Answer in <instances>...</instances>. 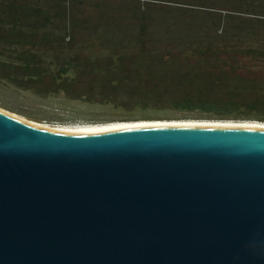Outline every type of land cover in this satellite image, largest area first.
I'll return each instance as SVG.
<instances>
[{
    "label": "water",
    "instance_id": "obj_1",
    "mask_svg": "<svg viewBox=\"0 0 264 264\" xmlns=\"http://www.w3.org/2000/svg\"><path fill=\"white\" fill-rule=\"evenodd\" d=\"M58 129L0 107V264H264V127Z\"/></svg>",
    "mask_w": 264,
    "mask_h": 264
},
{
    "label": "rangeland",
    "instance_id": "obj_2",
    "mask_svg": "<svg viewBox=\"0 0 264 264\" xmlns=\"http://www.w3.org/2000/svg\"><path fill=\"white\" fill-rule=\"evenodd\" d=\"M17 1L19 6L13 1L11 8L23 7L27 13L29 0ZM182 2L187 1L82 0L75 11L79 16L95 19L103 15L100 9L111 17L103 26H96L102 23L98 19L95 26L83 20V29L75 27L77 36L86 26L93 29L78 44L76 59L64 60L63 47L56 43L55 65L48 52H41L48 55L42 63L34 57L20 59V48L11 39L29 41L28 51L39 43L54 46L48 40L32 45L35 32L0 25V40L9 37L12 43L0 44V60L11 54L7 60L13 61L10 66L0 62V107L52 127L141 120L264 122V50L200 46V38L206 42L215 33L213 17ZM204 2L248 19L254 14L247 12H264V0ZM51 9L54 17L67 16V10ZM136 12L142 16L133 21ZM113 16L129 18L118 19V29L110 24ZM60 23L57 19L55 24Z\"/></svg>",
    "mask_w": 264,
    "mask_h": 264
},
{
    "label": "trees",
    "instance_id": "obj_3",
    "mask_svg": "<svg viewBox=\"0 0 264 264\" xmlns=\"http://www.w3.org/2000/svg\"><path fill=\"white\" fill-rule=\"evenodd\" d=\"M12 1V2H11ZM15 1L19 6V3L17 0H0V25L8 26L12 29H15L17 27L21 28V30L24 33H31L35 32L36 35V41L32 40V45L35 43H38L39 41L45 39L48 40L49 43L53 44L54 46H50V44L47 45H41L40 43L36 46H32V49L28 51L27 43L29 41L25 40L23 41L22 38L18 37H12V43L13 46H18L20 50H18L19 55H21L20 59L25 60L26 58H36L40 59L39 61L42 63L43 59L46 58L45 53L41 52H48L49 56L51 57L50 61L52 65H55V61H57L55 57V53L53 50H59L55 44H59L63 47V54L64 60L68 59H76L77 56L76 53H80V48L78 44L83 43L85 40V36L93 35L92 28L86 26V31L81 32V35L77 36V31L75 29L76 26H80L81 29H83L82 21H88L93 26H95L96 20H100V22L96 26H103L105 21L108 20L111 15H109L110 11L105 10H98V12L103 13V15L97 16L95 19H90V16H79V12H75L76 8L80 6V3L82 0H29L27 2V6L30 4V9H27L28 12L22 11L23 7H20L19 10L17 8H11L10 4L14 3ZM39 1H42L43 4L41 5ZM187 2L181 4V6L186 5L193 9L200 10L203 13L211 15L213 18L211 19V24L213 27H215V33L213 36L205 41L201 40L200 38V46L202 45H211L215 48H220L222 50L228 48V49H250L254 47H257L256 49L264 50V12L262 13H256V12H247L249 17H254L253 19H248L243 17L245 14L241 12L235 11L236 16H232L233 13L232 10L225 9V8H219L214 6L212 3L207 4L204 1L205 0H186ZM213 1V0H210ZM41 6L43 9H40ZM60 9L61 11H68L66 13L67 16H62L63 13H60L54 17L52 13V9ZM45 10L48 12L49 15H45L43 12ZM191 10V11H196ZM31 12L32 14H30ZM65 13V12H64ZM145 15L147 13H144ZM135 16H131L130 18L135 21L137 18L141 17L142 15L139 12H136L134 14ZM41 16L46 17L45 20ZM84 17V18H83ZM122 18H129L128 16L120 17V16H113L111 18L110 24H113L114 26L119 27L121 26V22L118 19ZM146 18V17H145ZM61 20L62 23L55 24L56 20ZM236 19H240L239 21H234ZM243 19H248L242 21ZM77 20L81 23L79 25L77 23ZM93 20V23H92ZM242 21V22H241ZM43 23V24H42ZM233 23V25L231 24ZM240 23V24H239ZM90 24V25H91ZM239 24V26H238ZM124 25V24H123ZM247 25V26H245ZM62 26V27H61ZM98 26V27H99ZM210 26V25H209ZM250 26V27H249ZM255 26L257 29H255ZM89 33V34H88ZM201 33H204L202 30ZM257 33V34H256ZM38 35H41L40 37ZM19 36V35H18ZM257 37V39H255ZM30 38V37H28ZM33 38V37H32ZM6 39H10L9 37L5 39L0 40L1 46L4 44L12 45V43ZM256 43L255 45H253ZM197 44H194L193 46H196ZM77 47V48H76ZM65 51V52H64ZM34 52H36V55H34ZM58 53V52H57ZM69 53V54H66ZM34 55V56H31ZM5 59L0 60V62L5 63V65L10 66L13 61L7 60L10 59L11 54L4 55ZM53 57V58H52ZM13 56L11 57V59ZM58 58V57H57ZM59 59V58H58ZM73 62V60H72ZM30 66V65H27ZM57 68H61V65L56 66ZM36 77V75H34ZM261 120V119H259ZM264 121V120H262Z\"/></svg>",
    "mask_w": 264,
    "mask_h": 264
},
{
    "label": "bare ground",
    "instance_id": "obj_4",
    "mask_svg": "<svg viewBox=\"0 0 264 264\" xmlns=\"http://www.w3.org/2000/svg\"><path fill=\"white\" fill-rule=\"evenodd\" d=\"M146 125H242V126H258L264 127V122L260 121H250V122H233V121H156V120H141L137 122H126V121H115L108 123H98V124H80L77 127H54L59 128L58 130L71 131V132H79V131H88V130H97V129H105V128H114V127H131V126H146ZM47 126V125H46ZM52 127V126H51Z\"/></svg>",
    "mask_w": 264,
    "mask_h": 264
}]
</instances>
